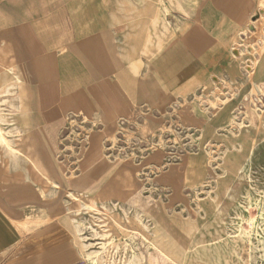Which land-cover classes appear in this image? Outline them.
<instances>
[{
	"label": "rangeland",
	"instance_id": "rangeland-1",
	"mask_svg": "<svg viewBox=\"0 0 264 264\" xmlns=\"http://www.w3.org/2000/svg\"><path fill=\"white\" fill-rule=\"evenodd\" d=\"M234 39L238 82L209 79L156 106L128 105L120 75L97 80L78 59L38 58L37 73L19 74L0 51L3 201L66 211L88 264H264V85L253 87L264 0ZM43 163L63 171L58 186L33 175Z\"/></svg>",
	"mask_w": 264,
	"mask_h": 264
},
{
	"label": "crops",
	"instance_id": "crops-1",
	"mask_svg": "<svg viewBox=\"0 0 264 264\" xmlns=\"http://www.w3.org/2000/svg\"><path fill=\"white\" fill-rule=\"evenodd\" d=\"M183 2L0 0V51L16 60L19 74L37 73L32 70L36 59L46 58L48 64L53 59H78L86 69L82 74L97 80L120 75L128 105L156 106L170 95L197 92L209 79L238 82L237 72L244 70L229 59V54L237 56L236 49L228 48L251 18L256 0H198L194 9ZM168 14L183 16L186 30L177 32L176 22L172 28ZM257 63L253 87L264 85V51ZM229 109L223 106L220 118ZM39 166L40 174L36 168L33 175L44 184L58 186L56 181L64 179L61 169L51 172L45 163ZM126 174L130 175L124 171L122 187L131 188L125 184ZM0 198V264H88L64 221L66 211L48 206L27 210Z\"/></svg>",
	"mask_w": 264,
	"mask_h": 264
},
{
	"label": "bare ground",
	"instance_id": "bare-ground-1",
	"mask_svg": "<svg viewBox=\"0 0 264 264\" xmlns=\"http://www.w3.org/2000/svg\"><path fill=\"white\" fill-rule=\"evenodd\" d=\"M127 180H128V181H131V180H130V179H128V178H127L125 181H126V182H128ZM91 202H93V201L91 200ZM127 263H128V262H127Z\"/></svg>",
	"mask_w": 264,
	"mask_h": 264
},
{
	"label": "built area",
	"instance_id": "built-area-1",
	"mask_svg": "<svg viewBox=\"0 0 264 264\" xmlns=\"http://www.w3.org/2000/svg\"><path fill=\"white\" fill-rule=\"evenodd\" d=\"M259 8V7H258Z\"/></svg>",
	"mask_w": 264,
	"mask_h": 264
}]
</instances>
